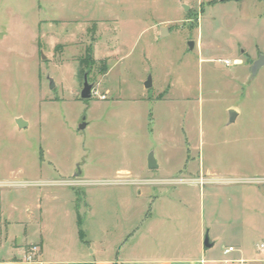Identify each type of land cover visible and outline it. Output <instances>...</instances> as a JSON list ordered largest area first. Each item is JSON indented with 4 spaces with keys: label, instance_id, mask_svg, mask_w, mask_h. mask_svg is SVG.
Here are the masks:
<instances>
[{
    "label": "rangeland",
    "instance_id": "374dc122",
    "mask_svg": "<svg viewBox=\"0 0 264 264\" xmlns=\"http://www.w3.org/2000/svg\"><path fill=\"white\" fill-rule=\"evenodd\" d=\"M212 2L0 0V182L16 173L67 189L65 182L82 179L78 189L90 191L98 216L100 191L110 182L201 164L214 173L203 174L201 185L210 254L228 257L223 249L233 245L259 257L264 66L253 76L251 58L264 55V4ZM197 36L210 52L189 50ZM235 58L243 63H222ZM86 73L97 94L83 100ZM229 108L239 110L231 124ZM150 154L158 169L148 168Z\"/></svg>",
    "mask_w": 264,
    "mask_h": 264
},
{
    "label": "crops",
    "instance_id": "0c3cea01",
    "mask_svg": "<svg viewBox=\"0 0 264 264\" xmlns=\"http://www.w3.org/2000/svg\"><path fill=\"white\" fill-rule=\"evenodd\" d=\"M232 1L245 0L212 3ZM187 2L181 3L184 11L189 9ZM190 20L185 19L188 24ZM160 29L169 32L165 24H160ZM191 42L189 50L196 47L201 55L212 49L198 36ZM259 56L251 58V63ZM233 61L243 63L241 58ZM104 94L110 91L106 89ZM157 99L164 98L159 95ZM186 150L189 155L190 146ZM119 173L131 175L128 170H115ZM205 173L213 172L201 164L198 170L186 164L170 175L138 178L131 183L126 179L110 182L113 187L100 191L98 216L88 203L90 191L78 189L84 182L78 177L81 182H65L66 189L52 185L60 184L56 180H23L11 173L13 181L0 182V187L8 188L0 190V264H223L224 260L240 259L244 264H264V243L256 245L259 257L233 245L228 246L235 249L230 256L214 257L210 254L214 246L211 239V247H204V189L196 179ZM174 174L182 176L177 177L182 183L167 182L177 179ZM125 183L133 188L121 187ZM31 245L39 252L27 262Z\"/></svg>",
    "mask_w": 264,
    "mask_h": 264
},
{
    "label": "water",
    "instance_id": "95a60500",
    "mask_svg": "<svg viewBox=\"0 0 264 264\" xmlns=\"http://www.w3.org/2000/svg\"><path fill=\"white\" fill-rule=\"evenodd\" d=\"M166 33V32H165ZM188 47L191 49L193 47V42L188 43ZM264 66V55H260L251 65V74L255 76L257 74V71L260 67ZM151 86L150 79H148L145 83V88H149ZM50 87L53 88L54 85L52 81H50ZM93 90V85L88 83L87 80V74L83 75V85L80 92V98L83 100L89 99L91 97V92ZM237 116V112L235 110H229V121L228 123L231 124L234 122L235 118ZM16 123L18 127H23L24 122L22 119H16ZM86 124L81 123L79 125V129L85 128ZM148 168L149 169H156L157 165L155 163V160L153 158V154H150L148 157ZM203 245L205 248L211 247V244L209 243L208 237L205 236V239L203 241Z\"/></svg>",
    "mask_w": 264,
    "mask_h": 264
},
{
    "label": "built area",
    "instance_id": "2783aa9c",
    "mask_svg": "<svg viewBox=\"0 0 264 264\" xmlns=\"http://www.w3.org/2000/svg\"><path fill=\"white\" fill-rule=\"evenodd\" d=\"M223 64H225L226 66H229L231 64H236V61H230V60H223L222 61ZM94 96L97 94L95 92V90L93 89L92 92H91ZM101 100H105L106 99V95L103 94L99 97ZM197 183L199 185H203L205 183V179L202 177V176H199L198 179H196ZM167 182L169 183H172V184H179V183H182V181L180 179H171V180H168ZM260 247L262 248L263 245H260ZM235 249L234 247H227L223 250V255H229L230 253L234 252ZM39 252V248L36 246V245H31L29 247V250H28V253L25 257V261L27 262H31L35 259L36 255L38 254ZM228 263H234V264H244L245 261L243 260H235V261H231V260H224L223 261V264H228Z\"/></svg>",
    "mask_w": 264,
    "mask_h": 264
},
{
    "label": "trees",
    "instance_id": "16d2710c",
    "mask_svg": "<svg viewBox=\"0 0 264 264\" xmlns=\"http://www.w3.org/2000/svg\"><path fill=\"white\" fill-rule=\"evenodd\" d=\"M216 1H226V0H216ZM80 63H83V62H80ZM103 69H105V67H103ZM79 73H81V72H79ZM105 73V72H104ZM103 73V74H104ZM87 74V73H86Z\"/></svg>",
    "mask_w": 264,
    "mask_h": 264
}]
</instances>
